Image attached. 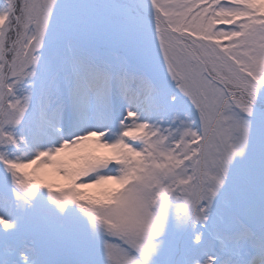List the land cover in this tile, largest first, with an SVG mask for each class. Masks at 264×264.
<instances>
[{"label":"snow or ice","instance_id":"1","mask_svg":"<svg viewBox=\"0 0 264 264\" xmlns=\"http://www.w3.org/2000/svg\"><path fill=\"white\" fill-rule=\"evenodd\" d=\"M0 264H264V0H0Z\"/></svg>","mask_w":264,"mask_h":264}]
</instances>
